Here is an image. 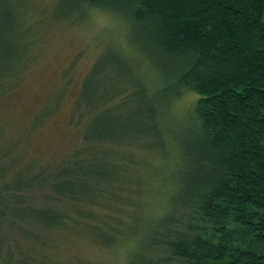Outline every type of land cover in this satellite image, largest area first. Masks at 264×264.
Segmentation results:
<instances>
[{
    "label": "trees",
    "instance_id": "trees-1",
    "mask_svg": "<svg viewBox=\"0 0 264 264\" xmlns=\"http://www.w3.org/2000/svg\"><path fill=\"white\" fill-rule=\"evenodd\" d=\"M59 6L80 18L91 9L121 16L132 43L156 65V96L167 94L158 109L135 112V121L96 114L77 151L50 169L21 165L0 129V264H76L60 257L59 242L81 232L110 248L128 246L124 264H264V0H59ZM6 21L16 34V20ZM31 31L24 43L0 40V94L24 70ZM147 91L93 97L87 111L95 114L116 98L143 99ZM189 92L196 98L176 134L168 116ZM166 133L173 136L169 147ZM152 151L166 160L155 191L166 195L165 206L150 215L147 186L114 184L109 167L119 156L131 168L139 152ZM109 208L116 213L103 211Z\"/></svg>",
    "mask_w": 264,
    "mask_h": 264
},
{
    "label": "rangeland",
    "instance_id": "rangeland-1",
    "mask_svg": "<svg viewBox=\"0 0 264 264\" xmlns=\"http://www.w3.org/2000/svg\"><path fill=\"white\" fill-rule=\"evenodd\" d=\"M59 7V0H0V40L14 38L24 43L25 32L32 30L24 70L15 85L0 94L1 139L15 144L21 165L50 169L77 151L82 143V132L96 114H103L108 120L118 117L121 122L135 121V112L140 116L141 111L158 109L162 106L160 100L167 94L156 96V88L161 86L156 65L132 43L129 24L121 16L91 9L80 18L78 13ZM63 14L69 17L64 18ZM7 18H14L19 25L16 34L9 30ZM119 58L122 61H118ZM143 89L148 90L143 99L122 101L116 98L113 104L103 106L95 114L87 111L93 97L106 100L109 93L134 95ZM195 98V93H185L171 108L168 120L174 124V133L184 127L186 113ZM161 125L162 129H167V123ZM115 133L120 131L115 130ZM166 135L164 142L169 147V135L173 136ZM131 139H135L134 135ZM139 155L131 168L123 166L121 157H112L117 165L109 169L115 174L114 178H118L114 184L147 186V192H152L147 198V214L150 211V215L157 214L158 209L165 206L166 191L163 197L156 196L155 191L161 186L158 173L163 171L166 160L156 159L153 151L146 155L139 152ZM103 211L116 213L110 208ZM141 216L136 214L135 218ZM59 246L60 257L76 264H124L128 256V246L110 248L82 232L62 236Z\"/></svg>",
    "mask_w": 264,
    "mask_h": 264
}]
</instances>
